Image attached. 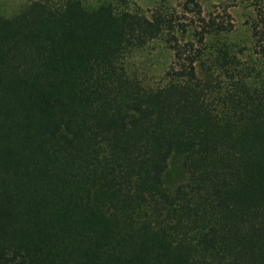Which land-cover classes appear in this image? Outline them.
<instances>
[{
    "label": "trees",
    "instance_id": "trees-1",
    "mask_svg": "<svg viewBox=\"0 0 264 264\" xmlns=\"http://www.w3.org/2000/svg\"><path fill=\"white\" fill-rule=\"evenodd\" d=\"M252 3L245 53L200 0L0 2V264H264Z\"/></svg>",
    "mask_w": 264,
    "mask_h": 264
},
{
    "label": "rangeland",
    "instance_id": "rangeland-1",
    "mask_svg": "<svg viewBox=\"0 0 264 264\" xmlns=\"http://www.w3.org/2000/svg\"><path fill=\"white\" fill-rule=\"evenodd\" d=\"M22 0H0L1 3L7 4L9 7L18 5ZM203 14L208 16L210 13L226 16L229 13V18L234 23V28L229 34V39L238 49H243L244 52H253L255 50L254 40L250 21L256 14V9L252 0H200ZM184 0H139V4L147 12H150L159 3H164L176 10H182ZM182 12V11H181ZM190 14V13H189ZM189 16H193L190 14ZM190 18V17H189ZM189 21V19H187ZM162 65L168 64L172 58L170 53H165L159 58Z\"/></svg>",
    "mask_w": 264,
    "mask_h": 264
}]
</instances>
